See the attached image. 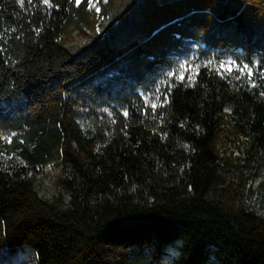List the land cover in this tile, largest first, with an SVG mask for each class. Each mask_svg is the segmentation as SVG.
I'll list each match as a JSON object with an SVG mask.
<instances>
[{"label": "trees", "instance_id": "trees-1", "mask_svg": "<svg viewBox=\"0 0 264 264\" xmlns=\"http://www.w3.org/2000/svg\"><path fill=\"white\" fill-rule=\"evenodd\" d=\"M262 73L264 0H0V264H264Z\"/></svg>", "mask_w": 264, "mask_h": 264}, {"label": "rangeland", "instance_id": "rangeland-1", "mask_svg": "<svg viewBox=\"0 0 264 264\" xmlns=\"http://www.w3.org/2000/svg\"><path fill=\"white\" fill-rule=\"evenodd\" d=\"M77 2L81 0H76ZM97 0H90V4L94 7ZM195 69L194 64L183 62L179 65L176 71L170 72L166 79L159 85L158 89L154 93L143 94V99L149 106H155L162 103L164 99V91L171 78L183 79L186 76H191ZM218 71L223 76L232 77L235 79L244 78L245 81L253 83L254 80V70L252 67H245V64H237L231 60H224L218 66ZM264 74V73H262Z\"/></svg>", "mask_w": 264, "mask_h": 264}, {"label": "snow or ice", "instance_id": "snow-or-ice-1", "mask_svg": "<svg viewBox=\"0 0 264 264\" xmlns=\"http://www.w3.org/2000/svg\"><path fill=\"white\" fill-rule=\"evenodd\" d=\"M25 2V0H20V3L23 4ZM27 2L32 3H39V0H27ZM45 3H47V0H45ZM245 67H248V65H245ZM165 102H167V97H165ZM225 111H228V109H226Z\"/></svg>", "mask_w": 264, "mask_h": 264}]
</instances>
